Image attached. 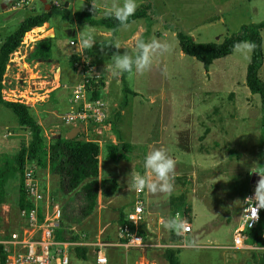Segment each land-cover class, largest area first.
I'll list each match as a JSON object with an SVG mask.
<instances>
[{
    "label": "rangeland",
    "instance_id": "1",
    "mask_svg": "<svg viewBox=\"0 0 264 264\" xmlns=\"http://www.w3.org/2000/svg\"><path fill=\"white\" fill-rule=\"evenodd\" d=\"M151 1L154 10L151 6L150 12L156 13L150 18L153 22H150L146 38L150 40L155 37L167 42L170 51L154 57L151 68L143 74L126 75L125 84L136 95L125 96L126 104L122 110L123 84L120 76L112 75L110 58L116 52L134 55L136 44L131 45V51L126 48L117 49V42L111 38L106 41V47L91 49L96 66L101 67V80L97 74L95 82L97 84L100 80V88L103 87L98 88V99L106 103L107 121L114 123L120 140L129 145V150L117 162L109 160L102 148L113 143L114 137L109 124L99 129L101 133L97 137L101 140L98 145L101 153L97 180L114 178L118 187L113 195L98 197L94 211L73 226L72 232L78 234L82 243L101 240L104 244H111L100 249L107 258V264H165L159 255L171 245L169 235L180 232L165 227V223L175 216L185 222L184 211L188 210L187 216L192 220L188 235L197 239V244L213 246L204 250L218 252V257L211 264H251L249 257L234 255L238 252L246 254L248 251L224 248L231 243V236L239 226L241 191L253 190L259 178L256 173H264V116L259 96L250 94L244 85L250 51L243 44L231 54L214 60L208 67L207 76L198 61L180 52L174 34H186L201 44L219 42L225 36L235 33L241 25L263 21L264 0ZM136 2L139 5L141 0ZM29 3L32 5L28 6L27 3L28 7L3 13L2 7L8 4L7 0H0V20L6 23L0 31L1 37L13 32L17 21L31 15V7L37 8L39 5L38 0ZM75 9H82L78 1L75 2ZM142 21L144 30L146 22L145 19ZM55 23L58 24L55 30L61 32L59 21ZM153 29L157 31L156 35L150 37ZM41 31L37 29L32 34ZM123 33L124 29L117 30L114 37L118 38ZM260 37L262 65L257 75L264 84V29ZM73 53L65 41L57 42L53 59L33 66L38 74L36 77L33 74L28 84L24 82L27 81L24 71L18 73L12 69L13 79L5 76V88L1 90L3 98H8V88L21 90L28 87V95L30 90H40L49 95L44 104L46 112L36 117L45 146L54 135L64 133L65 136L71 131V127L64 125L60 117L76 82H71L76 70L67 66L68 58ZM26 61L30 66L33 65L31 57L26 56ZM55 70L60 71L62 85L58 83L59 88L54 82L57 80L53 76ZM55 90L60 92L56 99ZM28 102L30 112L35 117L39 108L32 100L28 99ZM28 135L27 128L18 126L13 115L0 105V161L3 157L10 159L26 143ZM152 146L165 148L176 161L174 191L171 194H152L147 189L142 191L140 199L144 214L140 227L145 226V223H149L150 228L155 227L153 234H146L143 239L146 248L113 246L119 242L116 224L118 212L120 210L124 216L134 197L131 178L136 173H145L143 159ZM252 174L254 178L251 181ZM36 176L40 184L46 183L49 189L48 175L38 172ZM66 200L63 199L64 202ZM55 201L58 203V199ZM19 204L15 176L4 184L3 202L0 204V234L3 237L17 230L21 224ZM85 249L84 261L78 260L71 253L69 264H94V250L98 248L88 246ZM195 252L204 251L198 249ZM124 253H128L126 260Z\"/></svg>",
    "mask_w": 264,
    "mask_h": 264
},
{
    "label": "trees",
    "instance_id": "2",
    "mask_svg": "<svg viewBox=\"0 0 264 264\" xmlns=\"http://www.w3.org/2000/svg\"><path fill=\"white\" fill-rule=\"evenodd\" d=\"M250 1V0H246ZM150 0H141L135 14L129 17L128 23L135 20L145 19L144 31L139 38L146 41L150 26ZM95 11L91 6L85 7L82 12L71 13L67 8H50L47 12L32 14L24 18L16 27V29L6 36L0 43V105L7 109L14 117L16 123L20 127L27 128L29 135L25 145L19 147L18 151L10 158H2L0 161V204L3 202L4 184L9 178L17 176V191L19 195V210L28 211L31 204L25 200L22 190V173L24 166L28 163L32 164L37 173H45L49 178V194L54 200L58 199L60 203V221L58 233L62 239L77 240L78 234L72 232V227L81 223L87 218L96 208L98 197H109L113 195L117 189V181L114 178H102L97 180L99 175V154L101 149L95 142L84 140L83 138L74 136L66 138L64 133L53 136L47 146L42 137L41 126L36 117L28 113L26 108L21 104L7 102L1 98V81L4 73V68L8 60V56L19 46L23 35L31 29L40 26L42 23L51 20L52 17H58L60 21L67 24L76 22L78 25L85 24L89 27H101L110 32L113 37L116 31L122 25L111 15L106 14L101 17L95 16ZM48 24V23H47ZM45 24V25H47ZM53 27L57 28L58 24L52 21ZM264 28V20L256 24L241 25L239 29L230 35L225 36L220 42L201 44L195 42L190 36L176 32L174 34L179 50L182 54L192 57L198 61L204 72H207L209 65L216 59L225 57L233 52L235 45H243V42H251L255 47L250 51L249 63L245 69L244 85L250 94L259 96L262 113L264 116V84L258 78L257 72L262 64V47L259 31ZM26 37H30L27 35ZM108 42L99 45L104 48ZM136 53V52H135ZM51 50L48 44L44 41L38 43L31 53V58L35 60L45 61L50 58ZM135 55V54H134ZM80 56H84L89 60V51L87 48L82 49L81 53H73L69 58L70 64L80 60ZM88 64L93 66L89 61ZM128 73L120 76L123 84L122 93L124 99L120 104V109L125 106V96L136 95L129 90L125 84V77ZM101 80V79H100ZM95 84L96 79H92L86 85V91L90 99H98V88L101 86V81ZM106 123L110 126V131L114 136V142L104 145L102 148L105 155L112 162H117L128 152L129 145L122 142L115 130V125L112 121ZM264 129V118L262 121ZM246 190L241 191L240 197L243 198ZM56 198V199H55ZM67 199L65 202L63 199ZM241 198V199H242ZM188 210L184 211V221L191 223V219L187 216ZM117 226L125 224L123 213L119 210ZM264 230V209L259 210L258 219L255 225L246 229L243 232L245 243L257 247H264V242L261 239V233ZM136 234L142 239L146 236V231L143 227H138ZM180 240V235H169V243L175 244ZM78 260L86 259V249L76 247L73 251ZM177 251L166 248L159 258L165 264H180L177 259ZM254 264H264V251L252 253L250 255ZM5 254L0 246V264L4 263Z\"/></svg>",
    "mask_w": 264,
    "mask_h": 264
},
{
    "label": "built area",
    "instance_id": "3",
    "mask_svg": "<svg viewBox=\"0 0 264 264\" xmlns=\"http://www.w3.org/2000/svg\"><path fill=\"white\" fill-rule=\"evenodd\" d=\"M26 5L24 0L16 2L15 6ZM72 44V42H70ZM15 54V53H13ZM12 54V55H13ZM18 57L13 59L9 57L4 69L9 70V63L15 64ZM82 79L72 86L69 97L66 100L64 111L60 117L66 126L71 127V133L66 134V138H71L72 132L80 134L82 129L83 139L101 144L99 139L100 128H104L108 117V107L100 99H90L88 97L86 85L92 79H97L93 66L88 62H83ZM22 70H18V73ZM87 74V75H86ZM5 75H2L1 86H5ZM7 84H10L8 82ZM8 98H2L7 102H14L24 106L28 113L30 105L28 102L27 90H17L8 88ZM4 92V91H3ZM108 124V123H107ZM96 136V137H95ZM37 171L33 165L24 166L22 173V190L25 200L31 204V208L26 211H19L21 224L6 237L0 234V246L5 254L3 264H69V255L73 253L76 247H96L94 250V264H107V258L100 250L111 244H104L101 240L95 243H82L77 240L62 239L57 231L61 216L60 206L50 196L47 185H41L37 179ZM253 190H246L241 199V210L239 215V226L235 229L232 236V242L229 246L233 250L249 249L245 243L243 232L255 225L258 218H252V208L244 200L250 196ZM133 200L131 206L124 215L125 224L118 226V244L113 246L123 248H146L143 239L136 234V230L143 221V205L140 199L142 191L133 188ZM259 213V212H258ZM182 234L190 232L188 223L183 222ZM261 239L264 242V230L261 233ZM264 249V247L262 248Z\"/></svg>",
    "mask_w": 264,
    "mask_h": 264
},
{
    "label": "crops",
    "instance_id": "4",
    "mask_svg": "<svg viewBox=\"0 0 264 264\" xmlns=\"http://www.w3.org/2000/svg\"><path fill=\"white\" fill-rule=\"evenodd\" d=\"M18 1H20V0H7L8 6L4 5L2 7L4 9L3 13H8V12H11V11H14V10H17V9H21L22 7L23 8L24 7H28L29 5H32L29 2H31L33 0H24L26 2V4L28 3V6L22 4V5L18 6V7H16L15 4ZM38 1H39L38 7L37 8L31 7V9H30L32 14H39V13H42V12H47V11L50 10L51 6L55 7V8H60V7L67 8L71 13L82 12V11H84L85 7L91 6L94 9L95 14H96L95 16L97 18L108 14V7L111 4V0H67L65 2H62V0H43V1L38 0ZM76 1H78L81 4V8L82 9H80V11H76V9H75V2ZM150 3H151V6H152V9L154 10L153 2L151 0H150ZM104 6H106V7H104ZM156 9H157V7H156ZM154 13H156V12L151 11L150 15L154 16L155 15ZM23 19L24 18H21V19H19L17 21V26ZM54 20L55 21L56 20L59 21L60 26H62V31L61 32H57L55 30V28L53 27L52 21H54ZM142 22H143L142 20H135V21H132V22L128 23V27L127 28L122 26L118 30L120 31V29H124V33L121 34V36H119L118 38H115L114 36L113 37L111 36L109 31H107V30H105V29H103L101 27H98V26L89 27V26H87L85 24L78 25L76 22H73L72 24H67L64 21H60L58 19V17H52L51 20L42 23L40 26L31 29L30 31L26 32L23 35V37L21 38V41L19 43V46L16 48V50L14 52H12L8 56V59H9L10 56H11L12 59H13L14 56H16L18 58L15 61V64L9 63V65H8L9 68H10L9 71H6V69H4L3 75L7 76L10 79L12 77V79H13V72L14 71L12 69H14V70L16 69L17 72H18V70H22L27 75V81H24V82L26 84H28L29 80L31 79L30 77H33V76L36 77V75L38 74V72L34 71V69H33L34 67L33 66L38 65V63L43 62V61L35 60V59L31 58V60H33V62H32L33 65L30 66L27 63V61H26V56L31 57V53L35 49L36 45L38 43L42 42V41L46 42L48 44V46L50 47V50H51L50 58L45 60V61H50V60L53 59V55H54L53 52L55 51L56 43L60 42V41H65L67 47L69 48V50H72L74 53H81L82 49H84L85 47H82L80 45V33L86 31V26H87V28H91L93 30L92 37H93V39L95 40L96 43L93 45L92 48H96V47L97 48H101V47H99V45H102V44L106 43V41L110 40L111 38H114L115 41L117 42V44L119 45V48H126V49L129 50L132 47L131 45H133V44L135 45L136 44L137 39L139 38L140 34L144 31L143 28H142V25H141ZM45 24H47V25H45ZM5 26H6V23L4 22V20H0V31L3 30L5 28ZM37 29H42V31L38 32L36 34H32V32L36 31ZM261 30L259 31V34L261 33ZM156 32L157 31L154 30V29L151 30V33H150L149 36L150 37L155 36ZM27 35H30V37H26ZM117 36H118V33H117ZM5 37H1V35H0V43L2 42V40ZM146 41H149V39L146 38ZM70 42H72V44H70ZM20 45L22 46V51H21V46ZM92 48H87L88 51H89V56H90L89 60L85 59L84 56H80V60L79 61L74 62L72 64H70L69 62L67 63L68 68H72L73 70H76L75 71L76 74L71 78V82L76 81L75 83H77L82 78V75H83L82 65H83L84 61L85 62H89L90 61L93 64L94 70H96V68H98V72H95L98 75L101 72V67L100 66H96V64H95V62L93 60L94 58L91 55V49ZM129 51H131V50H129ZM13 53H15V54H13ZM132 53L134 54V52H132ZM35 62H37V64ZM56 62H58V61L56 60ZM68 68H67V70H68ZM10 70L12 71L11 74H9ZM14 75H17V74L15 73ZM53 76H54V78L56 77L57 80L54 81V82H55V85L57 86V88H59V84L58 83H60V85H62L61 77H60V71L55 70ZM78 76L80 77L79 79H78ZM207 76H209V70L207 71ZM99 78H100V75H99ZM4 80H5V78H4ZM208 80H210V78ZM71 82H70V84L72 86L73 83H71ZM63 85H65V84H63ZM4 88H5V86H4ZM102 88L103 87H101L99 89H102ZM2 89H3V87H2ZM21 90H29V88L25 87V88H22ZM55 91H56V94H55V99H56L57 98V94L59 95L60 92H58L57 90H55ZM29 94L30 95H28V98L30 100H32L33 104L39 108V110L35 113V117H37L40 113H43L44 104L49 99V95H47L46 93H44L43 91H40V90H38V91L37 90H30ZM99 94H100V92H99ZM61 97H62V95H61ZM40 99H42V100H40ZM64 107H65V104H64ZM44 112H46V111H44ZM32 115L34 116V114H32ZM43 132H44V130H43ZM82 132H83L82 129H80V132H79L80 134H74V132H72V134L70 136L74 135V136L83 138L84 135L82 134ZM70 133H71V131H69L67 134H70ZM50 134H52V133H50ZM48 142H49V140H47L46 146H47ZM43 185H44V183H43ZM191 222H192V220H191ZM98 223L99 222L97 221V224ZM190 225H191V223H190ZM143 228L145 229L146 234H148V235L153 234L152 230L155 229V227L154 228H150L149 227V223L148 224L145 223V226H143ZM172 234L173 235H180V240L177 243H175V244L170 243L171 245L168 246L170 249L176 250L178 252L177 253V259H178L180 264H211L215 260V258L218 257V254H217L218 252H208V251L204 250V249H209V248H211L213 246H208V245H204V244H197L196 243L197 239L191 238L190 235H188L189 233L182 234L181 232H178V233L172 232ZM232 236H231V242H232ZM230 244L227 245V246H224V248L225 249H229V250H233V249L229 248ZM246 246L249 249L240 250V251H248L246 254H245V252H238L237 255L234 254V253L233 254L235 256L243 257V258L244 257H249V261L251 262V264H254V262L250 258V255L252 253H254V252L255 253H259L260 252L259 250L264 251V249H262L263 247H257V246L250 245V244H247V243H246ZM116 247H118V246H116ZM198 249H201L204 252H195ZM235 253H237V252H235ZM221 255L223 256V253ZM123 256H124V260H126L127 257H128V253H124Z\"/></svg>",
    "mask_w": 264,
    "mask_h": 264
},
{
    "label": "clouds",
    "instance_id": "5",
    "mask_svg": "<svg viewBox=\"0 0 264 264\" xmlns=\"http://www.w3.org/2000/svg\"><path fill=\"white\" fill-rule=\"evenodd\" d=\"M138 7L136 0H111L108 7V14L113 16L123 27H128L129 17L135 14ZM93 30L87 28L80 33V45L85 48H92L96 43L92 37ZM244 46L251 51L255 45L251 42H243ZM117 49L119 45L115 46ZM135 55L128 52L122 54L116 52L111 59V71L113 76H121L124 73L143 74L149 70L153 64L154 57L163 55L170 51V45L155 37L149 41L143 39L136 43ZM234 47L239 48L237 44ZM176 161L167 153L163 147L152 146L143 159L144 174L136 173L131 178V185L134 189L143 191L147 189L152 194L168 193L174 191ZM256 173V172H255ZM259 179L256 181L253 192L244 198L252 208V218H258V212L264 209V173H256ZM165 227L169 229L181 230L183 222L178 216L169 218Z\"/></svg>",
    "mask_w": 264,
    "mask_h": 264
},
{
    "label": "water",
    "instance_id": "6",
    "mask_svg": "<svg viewBox=\"0 0 264 264\" xmlns=\"http://www.w3.org/2000/svg\"><path fill=\"white\" fill-rule=\"evenodd\" d=\"M41 1H43V0H41ZM95 72H98V68H96ZM253 178H254V174L251 175V181L253 180ZM258 179H259V178H258ZM258 179H257V180H258ZM257 180H256V181H257Z\"/></svg>",
    "mask_w": 264,
    "mask_h": 264
}]
</instances>
